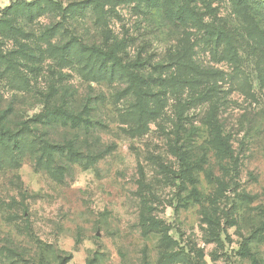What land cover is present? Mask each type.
I'll return each mask as SVG.
<instances>
[{
  "label": "rangeland",
  "instance_id": "374dc122",
  "mask_svg": "<svg viewBox=\"0 0 264 264\" xmlns=\"http://www.w3.org/2000/svg\"><path fill=\"white\" fill-rule=\"evenodd\" d=\"M17 1L35 0H0V127L69 141L79 160L62 158L60 179L31 151L11 162L0 147V264H264V17L238 0H191L203 22L237 34L234 62L176 18L185 0H102L103 18L46 7L26 18L7 10ZM71 36L122 43L123 61L155 79L171 77V57L193 47L198 67L222 73L216 115L237 165L209 142L208 102L191 101L189 88L168 92L160 114L138 128L123 79L86 80L47 49ZM56 109L78 118L39 120Z\"/></svg>",
  "mask_w": 264,
  "mask_h": 264
},
{
  "label": "trees",
  "instance_id": "16d2710c",
  "mask_svg": "<svg viewBox=\"0 0 264 264\" xmlns=\"http://www.w3.org/2000/svg\"><path fill=\"white\" fill-rule=\"evenodd\" d=\"M101 1L83 0L71 3L65 7L51 0H35L25 3L17 1L12 6L7 7V10L15 12L14 14L24 13L27 15L26 18H32L38 12L44 11L45 7L47 10H57L63 17L69 16L68 14L73 12H84L91 9L97 12L100 18H103L104 9ZM145 1H152L154 5L156 4V0ZM238 4L241 8L255 10L264 17V0H238ZM175 16L183 24H192L194 28L202 30L206 44L210 47L213 45L214 49L221 48V53L225 54V58L234 62L239 60L238 53L240 52V46L243 48V45L239 41L237 34L230 32L222 24L218 23L216 25L215 23L203 22L200 12L191 6V0H185L184 6L175 11ZM10 21L11 19L6 15L2 20L3 26L8 25V28H13ZM251 40L254 41L253 39ZM260 43V41H255V45ZM121 48L122 43L120 42L110 45L87 44L75 36H71L68 41L60 46L50 44L47 47L51 54L53 53L57 56L58 60L76 65L81 76L86 80L123 79L127 83L124 90L125 96L132 98V102L128 107L129 113L130 110L132 113L129 115L133 114V119L138 124V128L145 125L149 119H154L160 114V110L165 105L164 96L168 92L177 94V92L189 88L188 92L191 101L200 100L211 105L209 114H207V125L211 133L209 142L215 149V154L221 160H229L231 166H236L237 156L234 155L230 135L224 133L216 115L215 103L218 100V90L216 89L217 80H215V77L221 79L222 73L203 70L198 67L193 61V47L183 45L181 50L171 57L168 65V69L173 73L171 77L168 79L158 78L159 80L155 79V77H144L134 70L136 65L132 66L123 61ZM258 64L260 71L259 82L264 85V60L261 61V64L259 60ZM155 85L160 88L157 92L153 91ZM76 118H78L76 115L73 116L66 111L56 109L46 111L39 120L42 121L44 119L48 123L49 121L66 123L69 120L75 122ZM32 131V128L26 125H23L16 132L0 127V147L4 148V150H11V162H17L20 158L19 156L31 151L35 154L36 164L40 168L47 169L50 164L51 168H55L59 172L60 179H62L63 171L66 167L59 164L60 160L63 158L70 162H77L79 160L77 151H75L69 141L64 143L50 142L35 136ZM1 160L0 158V167L2 166ZM154 225V220H146L143 223V226L147 228H152Z\"/></svg>",
  "mask_w": 264,
  "mask_h": 264
}]
</instances>
